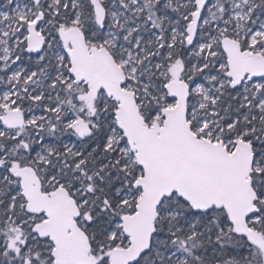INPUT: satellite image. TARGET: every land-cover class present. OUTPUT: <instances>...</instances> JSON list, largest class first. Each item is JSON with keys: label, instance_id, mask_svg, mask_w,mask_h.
Segmentation results:
<instances>
[{"label": "snow or ice", "instance_id": "obj_1", "mask_svg": "<svg viewBox=\"0 0 264 264\" xmlns=\"http://www.w3.org/2000/svg\"><path fill=\"white\" fill-rule=\"evenodd\" d=\"M0 264H264V0H0Z\"/></svg>", "mask_w": 264, "mask_h": 264}]
</instances>
